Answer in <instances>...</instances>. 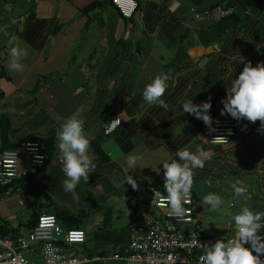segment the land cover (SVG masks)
I'll list each match as a JSON object with an SVG mask.
<instances>
[{"label": "crops", "instance_id": "1", "mask_svg": "<svg viewBox=\"0 0 264 264\" xmlns=\"http://www.w3.org/2000/svg\"><path fill=\"white\" fill-rule=\"evenodd\" d=\"M102 1L0 0V116L6 118L12 143L49 137L53 151L40 171L27 170L20 159L24 176H35L0 200V224L25 235L34 215L57 210L75 218L84 232L78 259L121 253L130 239L129 225L154 216L145 188L167 195L163 163H183L175 152L187 148L195 154L199 146L209 158L203 169L193 170L194 227L209 246L217 239L227 241L235 236L232 217L243 207L264 212L260 121L220 115L226 88L244 64L264 62V3L135 0L129 18L111 3L82 11ZM227 1L234 6L232 17L218 22L194 17V12L223 8ZM13 47L27 53L20 61L23 71L9 67ZM242 57L244 63L239 62ZM159 73L170 77L162 97L167 110L143 98L145 86ZM209 97L213 120L234 121L235 134L227 144H208L202 134L205 124L183 112L187 100L200 104ZM73 114L84 122L96 169L88 183L81 178L68 192L56 133ZM109 118L119 119L120 125L104 136L101 128ZM129 155L140 157L134 167L128 166ZM128 176L137 181L138 190L126 183ZM233 185L245 188L244 195L236 196ZM208 193L222 198L218 211L203 203Z\"/></svg>", "mask_w": 264, "mask_h": 264}, {"label": "clouds", "instance_id": "2", "mask_svg": "<svg viewBox=\"0 0 264 264\" xmlns=\"http://www.w3.org/2000/svg\"><path fill=\"white\" fill-rule=\"evenodd\" d=\"M114 8L120 12L119 7L114 6ZM126 8L129 9L127 12L129 18L136 6L130 0ZM26 55L24 49L13 47L10 51V69L23 71L24 68L20 61ZM239 62L244 63V58L242 57ZM169 78L167 74H157L152 82L145 86L144 100L167 110L168 104L162 97L168 87ZM210 101L211 97L200 104H194L193 100L189 99L183 103L182 109L184 113L201 120L211 133L215 129L212 127L214 121L210 115L212 108ZM221 103L223 109L220 115H229L238 122L246 119L254 124L260 121L258 132L264 133V62H258L255 67L252 66L251 61L246 62L238 78L232 81L229 88H226V97L221 100ZM215 123L218 124L219 121H215ZM83 124V120L73 114L56 133L59 141L58 149L63 161L62 171L67 177L63 181V186L64 190L68 192L77 187L81 178L85 183H88L89 175L96 169V164L88 155L90 141L84 133ZM229 134L231 133L229 132ZM220 141L229 143L223 136H216L212 140V142ZM175 155L183 163L175 159L170 163H163L164 189L167 192V202L170 205L169 215L183 218L186 209L183 208L182 201L191 202L190 189L193 170L203 169L204 161L209 158V153L198 146L195 154L187 148H182L178 149ZM139 159L138 156L129 155L128 166L134 167ZM126 183L131 185L133 190H138L137 181L133 177H126ZM207 183L209 186L212 184L210 180ZM217 186H219L218 181ZM233 188L236 196H243L246 192L243 187L233 185ZM158 195L160 194L155 191V197ZM203 203L209 205L211 210L218 211L223 200L216 193H208L203 197ZM232 219L235 222L237 237L235 239L228 238L227 241L224 238L217 239L210 247L205 245V254L200 257L201 264H264V260L260 258L264 255V235L259 234L262 225H264V212H254L249 207H243L239 214H235ZM245 245H250V247Z\"/></svg>", "mask_w": 264, "mask_h": 264}, {"label": "built area", "instance_id": "3", "mask_svg": "<svg viewBox=\"0 0 264 264\" xmlns=\"http://www.w3.org/2000/svg\"><path fill=\"white\" fill-rule=\"evenodd\" d=\"M109 1L120 8L118 13L121 17L128 18L129 9L126 7L130 0ZM132 1L136 6V2ZM233 12L231 7H216L194 12V17L218 22ZM213 121L214 132L210 133L206 126L202 128L205 141L211 145L227 144L212 140L216 136H223L229 142L235 134L234 121L229 118ZM119 125V119L109 118L101 128L102 134H112ZM20 159L24 161L27 170L41 169L45 163V155L37 142H26L15 150L0 152V200L11 196L12 182L25 175V172L19 170ZM155 191L151 186L145 188L149 205L154 209V216L143 224L129 225L130 239L121 253H112L108 257L78 259L75 253L84 242L83 230L78 227L62 228L52 215L39 214L25 235L0 237V264H80L96 261L104 263L105 260L119 261L121 264H201L200 257L205 254L207 244L198 237L195 230L191 197V202L182 201V206L186 209L185 216L176 218L169 215L167 195L159 193L155 197ZM259 234L264 235V231ZM236 237L237 230L232 238Z\"/></svg>", "mask_w": 264, "mask_h": 264}, {"label": "trees", "instance_id": "4", "mask_svg": "<svg viewBox=\"0 0 264 264\" xmlns=\"http://www.w3.org/2000/svg\"><path fill=\"white\" fill-rule=\"evenodd\" d=\"M243 1L246 5L264 3V0H243ZM106 4H110V1L109 0H103L102 2H91L86 7H84L82 9V11L84 13H87L88 11L95 10V9L99 8L100 6H103ZM231 6H233L232 3L230 1H227L224 4L223 8L225 9V8H228ZM233 7H231V8H233ZM233 15H234V13H232L231 15H229L227 17H232ZM0 76H3V73L1 71H0ZM50 141H51V138H49V137L44 138V139L25 137V138L20 139L16 143H12L10 140V128L8 126L6 118L3 116H0V152H2L4 150H15L21 144L26 143V142H37L41 145L42 153L45 155V163L43 165V166H45L51 160V158L53 156L52 145H51ZM39 171H40V169H39ZM34 176H35V174L26 175V176L18 178L17 180H14L11 184L12 192H14V190H16V188H18L24 182H29ZM51 215L64 228H76L77 227L76 219L70 217L66 213L54 210ZM37 216H38V214L34 215V219L30 222L31 226L34 224V221H35ZM8 236L13 238V237H16L18 235L15 231L9 229L5 224H3V223L0 224V237L6 238Z\"/></svg>", "mask_w": 264, "mask_h": 264}]
</instances>
